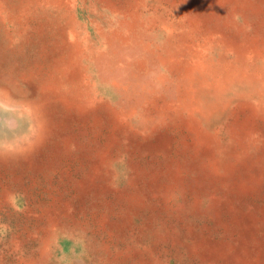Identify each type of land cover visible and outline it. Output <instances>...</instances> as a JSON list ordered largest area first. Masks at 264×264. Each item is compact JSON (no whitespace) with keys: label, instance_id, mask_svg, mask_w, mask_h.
I'll list each match as a JSON object with an SVG mask.
<instances>
[{"label":"rangeland","instance_id":"rangeland-1","mask_svg":"<svg viewBox=\"0 0 264 264\" xmlns=\"http://www.w3.org/2000/svg\"><path fill=\"white\" fill-rule=\"evenodd\" d=\"M0 90V264H264V0H0Z\"/></svg>","mask_w":264,"mask_h":264},{"label":"clouds","instance_id":"clouds-1","mask_svg":"<svg viewBox=\"0 0 264 264\" xmlns=\"http://www.w3.org/2000/svg\"><path fill=\"white\" fill-rule=\"evenodd\" d=\"M46 117L38 104L13 102L0 90V150L25 151L38 142L45 131ZM9 135L11 139H8Z\"/></svg>","mask_w":264,"mask_h":264}]
</instances>
